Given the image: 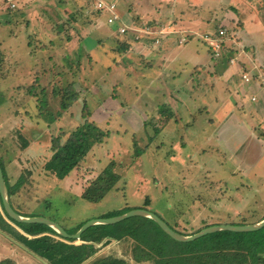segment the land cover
Listing matches in <instances>:
<instances>
[{
    "label": "rangeland",
    "instance_id": "1",
    "mask_svg": "<svg viewBox=\"0 0 264 264\" xmlns=\"http://www.w3.org/2000/svg\"><path fill=\"white\" fill-rule=\"evenodd\" d=\"M52 1L62 10L49 15L42 4V9L29 13L24 4L18 9L11 3L6 5L7 0H0V158L9 182L23 183L12 197L14 209L29 217L53 220L69 234L88 220L146 206L167 224L190 235L206 225L251 224L264 218V157L257 159V151L249 147L251 134L262 136V132L259 134L249 123L239 130L230 125L208 126L216 109H211L205 101L215 106L227 99V93L214 85V96L200 99L196 104L198 109L187 105L184 110H189L196 122L192 134L190 130L186 132L187 142L183 136L187 129L184 119L180 125L165 126L157 118L151 123L152 117L143 115L153 105L161 112L165 109L161 108L162 102H156L155 92H146L147 87L140 82L136 87L128 84L127 72L118 71L128 69L123 58L128 39L105 42L100 54L98 50L92 53L95 58L100 57L97 64L78 53L72 56L67 68L52 65L49 60L55 53L42 49L50 45L48 39L41 38L43 32H53L58 36L52 40L64 41L71 32L108 34L113 29L106 23V14L97 11L91 0H77L76 5L71 0ZM113 1L126 23H130L128 14L137 11L160 17L162 21L176 20L181 15L196 16L201 32L225 29L223 39L228 47L223 51V60L214 61L207 43L200 38L203 43L196 47L204 50L206 45L209 51H205L203 61L213 60L216 75L222 74L224 64L226 77L234 79H238L241 71L239 64L257 66V77L261 84L264 82V0ZM150 31L149 35L153 33ZM228 56L236 57V64L229 65ZM120 58L124 60L116 65ZM184 59L191 61V55ZM116 83H119V97L104 103L113 95ZM33 84L30 93L28 88ZM263 89L257 92L264 105ZM246 90L241 94L242 99L249 101L251 90L248 87ZM69 93L78 98L63 109L61 101H67ZM83 99L93 116L91 119L103 131L108 130L109 136L68 175L58 179L44 168L52 156L51 140L61 132L65 133L61 141L65 140L66 134L83 123ZM147 111L148 116L155 112ZM102 115L105 117L99 120ZM252 116L257 122L261 119L260 112L253 111ZM145 121L149 122L148 128L135 133ZM238 145L240 150L234 151ZM114 175L118 180L108 183ZM21 233L22 228L12 223L0 208V261L49 264L16 237ZM82 243L72 242L77 247ZM97 246L98 252L82 264L107 256L123 258L128 264H149L132 261V243L128 239Z\"/></svg>",
    "mask_w": 264,
    "mask_h": 264
},
{
    "label": "crops",
    "instance_id": "2",
    "mask_svg": "<svg viewBox=\"0 0 264 264\" xmlns=\"http://www.w3.org/2000/svg\"><path fill=\"white\" fill-rule=\"evenodd\" d=\"M65 1L68 2V0ZM76 1L77 0H71L74 5H76ZM4 3L6 5L11 3L14 7L18 6V9H20L21 4H24V7H26L25 9L29 13L42 9L40 7L41 4L45 6V12L47 9V14L49 15L52 14V11L58 12L59 10H62V8L57 7L59 4H56L52 0L49 2H46V0H7V2ZM47 3H49L50 6H47ZM44 14L47 18V14ZM119 14L121 15L120 12ZM128 16H130V23L128 24L132 28L136 30H143L145 28H143V26L148 25L150 26L148 28L152 29L153 33L151 35H147L140 32L130 31L127 36L119 35L117 32V26L115 27V25H112L113 29H109L108 34H99V32L95 31L91 32V35L86 34V32H71L72 34L70 37H67L64 41L60 39L58 41H54L52 40L53 37H57L58 35L53 32H43L42 36H44L45 39L42 36L41 38L44 41H47L48 39V41H50V45L48 48L46 46H42V49L51 50V52L55 53L54 57L49 60L52 62L54 67L67 68V65L72 62V56L78 53H82L84 56L90 57V61L97 64L100 57L95 58L92 53H95L98 50L100 54L99 50L102 46H106L105 42L112 41L114 38L119 41L126 38L128 39V47L126 46L124 48L123 58H125L128 62V69H119L118 71L123 70L124 72H127L128 77L126 79H128V84L136 87V83L140 82L147 87L146 92H155L158 95V100H156V102H162L163 105L161 108L165 109L164 112H161V109H158L157 106L154 107L153 105L151 108H148L150 111H155L153 112V115L148 116V109L145 113L142 112L146 118L152 117L151 123L153 118H157L160 124L173 126L175 123L180 125L184 119L185 128L187 129L185 130L183 136L185 140H187L186 132H189L188 130H190L192 134V130L193 127H195L196 122L193 120V116L190 111L184 109H187L188 104L192 105L193 108H196V104H198L200 99H209L210 97H213L215 90L214 85H218L221 91L225 94L227 93V99H222L220 104H216L215 106L211 105L208 101H205L208 105H210L211 109H216L214 112L215 116H211V118H209L210 124L208 126L220 127L223 125H230L239 130L244 129V123H249V126H252V129L255 128L260 131L259 134L262 132V136L261 134L258 135L256 132L251 134L250 141L252 144H249V147L250 149L254 148L257 151V159L264 157V105L257 92L262 89V86L260 84H253L248 87L251 90L250 93L254 94L257 98L255 102H251L250 99L249 101L243 100L241 94L244 95V92L247 91V87L245 88V86L239 83L237 79H234L233 76L230 78L226 77V73L224 72L225 66L222 64L223 61L220 63L222 64V74L216 75L213 73L215 69L213 64L214 59L203 61V57L205 55L204 53L209 52L207 46L204 45V50L196 47L197 44L203 43L199 39L200 36L206 33L201 32L202 30H200V26L197 24L199 19L195 18L196 16L181 15L180 17L182 18L178 17L176 20L168 19L167 21H162L163 19H160V17H149L148 15L137 11L132 12V14H128ZM184 18L188 20H182ZM47 23L49 24L48 21ZM116 35L121 36V38H116ZM136 35H140L141 39H135ZM184 36L186 41L179 43V40ZM156 39H158V42H156ZM225 45L228 47L227 43H225ZM186 55H191V61L184 59ZM118 60L115 61L116 65H119L124 59H121L120 61ZM155 63L158 65V69L156 67H152V64ZM148 68H150V70H148ZM202 70H204V73H202ZM111 75L117 76V73H112ZM124 79L123 81H126ZM155 80L157 84H154ZM156 85H159V87H156ZM118 86L119 83H116L113 86V95H115L116 98L119 97L120 94L119 90H117ZM111 99L113 98L109 96L105 99L104 103ZM135 100L136 98H134V101ZM253 111L255 113L260 112L261 119L258 122L256 118L252 116ZM120 113L121 111L118 112L119 115ZM91 117H93L92 114H90V120H92ZM103 117L105 116L102 115L99 117V120ZM239 117H241L240 120ZM164 119L169 120L165 121ZM106 121L107 120H105V122ZM148 123L149 122L145 121L144 125L141 124V127L139 125L135 133L139 130L140 132L146 130L148 128ZM153 126L156 127L154 124ZM160 131L163 138V130ZM225 138H228V136ZM229 143L230 141L227 140L226 144L228 145ZM240 148L241 145H238L233 150H240ZM28 253L33 255L31 252Z\"/></svg>",
    "mask_w": 264,
    "mask_h": 264
},
{
    "label": "trees",
    "instance_id": "3",
    "mask_svg": "<svg viewBox=\"0 0 264 264\" xmlns=\"http://www.w3.org/2000/svg\"><path fill=\"white\" fill-rule=\"evenodd\" d=\"M33 87L34 84L29 86L28 92L32 93ZM115 97V95L111 96L113 99ZM77 98L76 94L69 93L66 97L67 101H61L62 108H68ZM41 105L45 104L41 102ZM90 114L88 104L83 99L81 109L83 123L70 132L65 140L61 141L65 136L64 132H61L51 140L52 156L47 160L44 168L53 173L58 179L68 175L95 146L106 142V138L109 136L108 131H103L94 121L90 120ZM26 146L27 143L24 144L23 148ZM0 165L8 191L9 202L13 207L12 197L19 191L23 183L20 180H16L11 184L4 173L1 158ZM108 170L111 171L109 167ZM117 178L118 176L114 175L112 179H109L111 181H107L113 184L118 180ZM145 205L148 204L146 203ZM0 208L12 223L22 228L23 233L16 234V237L22 241L28 250L48 261L49 264H82L98 252L97 244L101 243V246H103L112 240L123 241L126 239L132 243L131 259L136 263L264 264V227L248 232L221 230L204 235L193 241L180 242L168 236L152 219L134 216L118 223L110 225L99 224L88 228L82 233L80 238L84 243L77 247L76 244H72L75 240L61 237L47 225L19 223L11 219L3 208L1 197ZM137 208L149 210L147 206ZM131 209L128 208V210L119 214ZM14 210L22 216H28L16 209ZM115 215L118 214L111 216ZM243 224L249 223H238L235 225ZM168 225L183 235H190L179 230L175 225ZM208 226L210 225L199 228L191 235ZM52 236H57L63 241L54 240ZM0 264L6 263L0 261ZM90 264H128V262L123 258L107 256L98 258Z\"/></svg>",
    "mask_w": 264,
    "mask_h": 264
},
{
    "label": "water",
    "instance_id": "4",
    "mask_svg": "<svg viewBox=\"0 0 264 264\" xmlns=\"http://www.w3.org/2000/svg\"><path fill=\"white\" fill-rule=\"evenodd\" d=\"M0 197L2 201L3 208L7 215L19 222V223H38V224H44L49 227H51L55 232H57L61 237L67 238V239H74V240H80L81 235L83 232H85L88 228L104 224V225H110L114 223H118L120 221H123L127 218L134 217V216H142L146 218H150L153 221H155L159 227L172 239L180 242H189L193 241L195 239H198L204 235L221 231V230H229V231H237V232H248V231H256L264 227V218L258 222L251 223V224H243V225H235V224H219V225H211L208 227H205L201 229L200 231L192 234V235H183L174 229H172L163 219H161L156 213L142 209V208H134L131 209L125 213L106 217V218H98V219H92L84 222L80 228L73 234H69L65 229H63L58 223L54 222L53 220L41 217V216H22L19 213H17L13 207L11 206L9 202V196L7 187L5 184L2 168L0 165Z\"/></svg>",
    "mask_w": 264,
    "mask_h": 264
},
{
    "label": "built area",
    "instance_id": "5",
    "mask_svg": "<svg viewBox=\"0 0 264 264\" xmlns=\"http://www.w3.org/2000/svg\"><path fill=\"white\" fill-rule=\"evenodd\" d=\"M91 2L93 3V7L97 11L107 14V18H106L107 23L111 26L112 25L117 26V32L119 35H125L127 31L140 32L147 35H149V33L151 32L150 28L148 27H145L143 30H136L132 28L128 23H126L123 17L118 13L115 1L91 0ZM225 34H226L225 29L218 28L214 32L209 31L203 34L202 36H200V38H202V41L207 43L214 60L222 59L223 55L225 54V52L223 53L226 47L225 41L223 39L225 37ZM139 36L140 35H136L135 38L138 39ZM185 41L186 38L184 36L179 40V43H183ZM156 42H158V39H156ZM236 59L237 58L234 56H228L227 62L229 65H234L236 64ZM239 66L241 67V71L240 73H238L239 76L237 79L239 83L245 86V88L250 87L253 84L256 85L260 84L262 86V89L264 88V82L263 84H261V82L257 77L259 73L257 66L246 67L243 66V64H239ZM249 99L251 102H255L257 100L254 94H250Z\"/></svg>",
    "mask_w": 264,
    "mask_h": 264
}]
</instances>
